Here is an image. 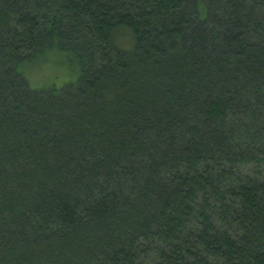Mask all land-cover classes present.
Wrapping results in <instances>:
<instances>
[{"label": "trees", "instance_id": "trees-1", "mask_svg": "<svg viewBox=\"0 0 264 264\" xmlns=\"http://www.w3.org/2000/svg\"><path fill=\"white\" fill-rule=\"evenodd\" d=\"M0 264H264V0H0Z\"/></svg>", "mask_w": 264, "mask_h": 264}, {"label": "rangeland", "instance_id": "rangeland-1", "mask_svg": "<svg viewBox=\"0 0 264 264\" xmlns=\"http://www.w3.org/2000/svg\"><path fill=\"white\" fill-rule=\"evenodd\" d=\"M68 74V70L61 66L55 68H40L38 66L36 68V66H34L28 71V73H26L29 77L31 87L36 89L48 87L53 83L58 87H61L67 80H69Z\"/></svg>", "mask_w": 264, "mask_h": 264}]
</instances>
